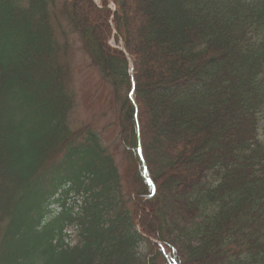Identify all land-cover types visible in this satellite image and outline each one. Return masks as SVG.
I'll use <instances>...</instances> for the list:
<instances>
[{"label":"trees","instance_id":"16d2710c","mask_svg":"<svg viewBox=\"0 0 264 264\" xmlns=\"http://www.w3.org/2000/svg\"><path fill=\"white\" fill-rule=\"evenodd\" d=\"M135 1L139 27L129 0H0V264H264V0ZM57 19L111 89L122 176L70 126Z\"/></svg>","mask_w":264,"mask_h":264},{"label":"rangeland","instance_id":"374dc122","mask_svg":"<svg viewBox=\"0 0 264 264\" xmlns=\"http://www.w3.org/2000/svg\"><path fill=\"white\" fill-rule=\"evenodd\" d=\"M62 0H55L56 13ZM131 14L133 15L134 23L141 26L144 22H149L142 11H137V1L129 0ZM157 5V4H156ZM109 9L113 10L114 5L110 2ZM157 6H155L156 8ZM160 8H156V12L152 13L154 20L160 18ZM60 28H57V36L62 38L63 32L65 39L69 43V51L66 59L69 65L68 88L74 95V105L69 115V123L72 129L88 126L93 131L97 132L101 138V142L107 152L111 154L114 164L118 169V173L122 176L124 170V157L122 147L118 140V128L116 124V104L113 102L110 87L101 80L98 71L90 64L89 59L81 48L79 36L72 32L70 27L62 19L55 20ZM60 29V30H58ZM135 41L139 40L138 35H135ZM153 36L147 35L145 42L144 55H147V49ZM111 46L116 44L112 39ZM159 121L153 117L152 125L157 127ZM263 123H261L262 125ZM155 149H159V145H154ZM162 256L170 261L171 264H176V261L165 250L162 251Z\"/></svg>","mask_w":264,"mask_h":264}]
</instances>
